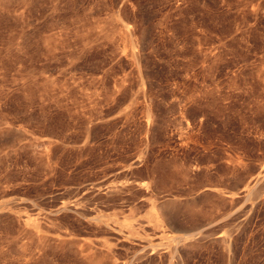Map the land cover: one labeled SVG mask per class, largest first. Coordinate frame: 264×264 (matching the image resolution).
I'll return each instance as SVG.
<instances>
[{
    "label": "rangeland",
    "instance_id": "374dc122",
    "mask_svg": "<svg viewBox=\"0 0 264 264\" xmlns=\"http://www.w3.org/2000/svg\"><path fill=\"white\" fill-rule=\"evenodd\" d=\"M0 264H264V0H0Z\"/></svg>",
    "mask_w": 264,
    "mask_h": 264
},
{
    "label": "bare ground",
    "instance_id": "6f19581e",
    "mask_svg": "<svg viewBox=\"0 0 264 264\" xmlns=\"http://www.w3.org/2000/svg\"><path fill=\"white\" fill-rule=\"evenodd\" d=\"M175 248H176V245H175ZM175 252H176V250H175Z\"/></svg>",
    "mask_w": 264,
    "mask_h": 264
}]
</instances>
